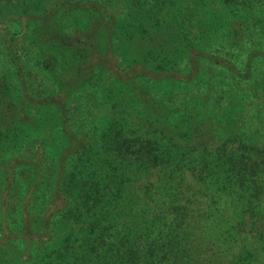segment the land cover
I'll return each instance as SVG.
<instances>
[{
    "label": "trees",
    "instance_id": "16d2710c",
    "mask_svg": "<svg viewBox=\"0 0 264 264\" xmlns=\"http://www.w3.org/2000/svg\"><path fill=\"white\" fill-rule=\"evenodd\" d=\"M159 5L164 4L160 1L152 8L157 14L162 12L156 10ZM95 10L103 12L99 5ZM29 11L37 18L55 15L60 1L49 0ZM150 18L157 23L159 16ZM139 28L140 41L154 46L147 52L163 53L160 37L165 36L158 38ZM69 44L85 64L105 58L91 36H75ZM10 53L29 56L21 47L11 48ZM15 58L11 70L23 78L25 61L20 55ZM102 63L85 72L93 81L105 77ZM166 67L157 70L167 71ZM143 69L147 74L157 72ZM80 71L76 73H84ZM0 81L6 83L7 75ZM213 84L205 86L221 93L234 88L224 78ZM262 86L264 74L258 82L261 90ZM263 95L247 93L237 102L227 94L229 106L224 110L228 111L232 104L253 97L255 104L250 100L242 110L245 133L229 129L230 112L210 110L204 117L192 113L188 105L170 109L172 102L167 99V111L126 116L96 137L72 129L62 101V110L49 127L60 130L59 142L46 143L49 149L61 151L53 152L55 169L64 179L56 193L58 204L45 210L39 221L30 218L31 199L45 196L43 182H37L30 170L40 172L42 164L26 167L29 172L16 178L7 176L2 196H10L23 184L24 225H45L61 218L68 226L43 264H264ZM200 99L213 100L212 107L219 101ZM4 109L13 120L6 122L0 138L13 140L18 136L15 129L28 124L19 121L16 106L7 104Z\"/></svg>",
    "mask_w": 264,
    "mask_h": 264
},
{
    "label": "rangeland",
    "instance_id": "374dc122",
    "mask_svg": "<svg viewBox=\"0 0 264 264\" xmlns=\"http://www.w3.org/2000/svg\"><path fill=\"white\" fill-rule=\"evenodd\" d=\"M58 1L57 14L37 18L26 10L49 0H0V80L7 75L6 83L0 81V132L13 120L4 109L7 104L16 106L19 121L28 124L15 129L18 136L13 140L0 138V264H43L68 227L61 218L45 225H24L20 215L23 184L10 196H2L7 176L16 178L29 172L26 167L42 164L40 172L30 170L45 188L44 197L31 199L30 218L39 221L45 210L58 204L56 193L64 179L55 169L53 152L61 151L49 149L46 143L59 142L60 130L49 127L62 110V101L72 129L96 137L126 116L167 111V99L172 102L170 109L188 105L192 113L204 117L210 110L230 112L229 129L245 133L242 110L250 100L255 104L253 97L232 104L228 111L224 110L229 106L227 94L237 102L247 93L264 94V87H258L264 74V0ZM160 1L164 5L158 6L156 10L162 12L157 14L152 8ZM97 5L103 12L95 10ZM152 16H159L157 23ZM139 26L158 38L165 36L160 37L163 53L147 52L154 46L140 41ZM83 35L96 41L105 58L88 64L79 58L69 40ZM18 47L29 56L10 53ZM16 55L25 61L23 78L11 70ZM100 62L105 63V77L93 81L85 72ZM144 66L157 72L147 74ZM159 66L168 70L158 71ZM78 69L84 73L77 74ZM222 78L234 87L228 93L206 88L205 84L214 85ZM204 96L219 100L218 105L201 100ZM250 124L247 120L246 125Z\"/></svg>",
    "mask_w": 264,
    "mask_h": 264
}]
</instances>
